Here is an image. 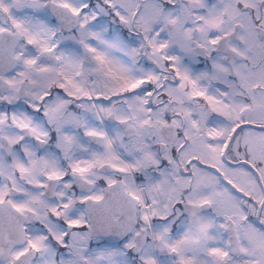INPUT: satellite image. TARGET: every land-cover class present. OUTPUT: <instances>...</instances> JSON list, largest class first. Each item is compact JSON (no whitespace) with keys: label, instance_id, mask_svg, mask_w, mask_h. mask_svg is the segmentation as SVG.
Returning a JSON list of instances; mask_svg holds the SVG:
<instances>
[{"label":"snow or ice","instance_id":"obj_1","mask_svg":"<svg viewBox=\"0 0 264 264\" xmlns=\"http://www.w3.org/2000/svg\"><path fill=\"white\" fill-rule=\"evenodd\" d=\"M0 264H264V0H0Z\"/></svg>","mask_w":264,"mask_h":264}]
</instances>
